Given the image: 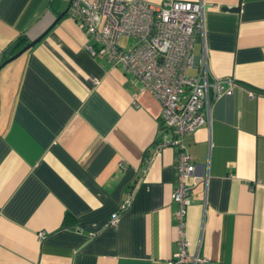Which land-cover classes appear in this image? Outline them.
Returning <instances> with one entry per match:
<instances>
[{"label":"crops","instance_id":"obj_1","mask_svg":"<svg viewBox=\"0 0 264 264\" xmlns=\"http://www.w3.org/2000/svg\"><path fill=\"white\" fill-rule=\"evenodd\" d=\"M70 1L0 0V264H168L179 156L155 146L172 131L151 92L134 103L131 75L88 51ZM203 1L210 74L233 84L185 139V238L213 264H264V0Z\"/></svg>","mask_w":264,"mask_h":264},{"label":"built area","instance_id":"obj_2","mask_svg":"<svg viewBox=\"0 0 264 264\" xmlns=\"http://www.w3.org/2000/svg\"><path fill=\"white\" fill-rule=\"evenodd\" d=\"M69 13L89 38L86 47L131 75L136 95L151 92L159 101V118L172 131L162 144L177 148L178 184L172 199L177 203L179 249L168 264H213L207 257L188 250L184 225L191 202L186 179L194 174L195 163L187 150L186 137L200 125H210L214 102L232 92V78L211 76L204 43L203 0H71ZM201 41V54L195 45ZM195 69V72H191ZM97 81L96 78H93ZM228 82V87L225 86ZM149 159L143 166L147 169ZM129 193L110 216L115 224L118 212L131 202ZM43 232H40L41 235Z\"/></svg>","mask_w":264,"mask_h":264},{"label":"water","instance_id":"obj_3","mask_svg":"<svg viewBox=\"0 0 264 264\" xmlns=\"http://www.w3.org/2000/svg\"><path fill=\"white\" fill-rule=\"evenodd\" d=\"M66 11H67V9H65V10H63L62 12H60L59 14H58V16L56 17V19H59L62 15H64L65 13H66ZM49 28H47L44 32H42L41 34H39L38 36H36L35 38H33L32 40H30L28 43H26L24 46H22L19 50H17L15 53H13L11 56H9L8 58H6L4 61H3V63H2V65L5 63V62H7V61H9V60H11V59H13V58H15L16 56H18L20 53H22L24 50H26L27 48H29L31 45H33L34 43H36L37 41H39L42 37H43V35L45 34V32L48 30Z\"/></svg>","mask_w":264,"mask_h":264},{"label":"trees","instance_id":"obj_4","mask_svg":"<svg viewBox=\"0 0 264 264\" xmlns=\"http://www.w3.org/2000/svg\"><path fill=\"white\" fill-rule=\"evenodd\" d=\"M28 42V39L25 37V36H19L18 38H17V40H15V42H14V50L12 51V53L15 51V50H17V49H19L20 47H22L24 44H26Z\"/></svg>","mask_w":264,"mask_h":264}]
</instances>
